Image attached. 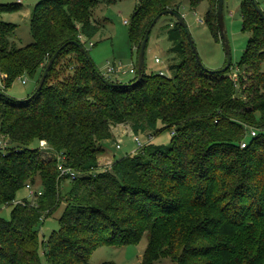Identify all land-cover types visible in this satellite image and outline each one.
<instances>
[{
    "label": "trees",
    "instance_id": "trees-1",
    "mask_svg": "<svg viewBox=\"0 0 264 264\" xmlns=\"http://www.w3.org/2000/svg\"><path fill=\"white\" fill-rule=\"evenodd\" d=\"M112 1L39 0L30 14L33 42L22 46L12 39L16 25L1 18L20 3L0 4V137L6 143L0 149V205L12 204L11 218L0 216V264H41L38 225L60 203L64 209L47 243L48 264H88L98 245L136 244L143 231L153 236L142 264L172 253L176 245L177 264H264V20L250 0L241 1L242 28L250 37L235 79L230 67L213 73L198 65L173 21L165 30L175 57L165 74L144 72L137 83L136 76L123 81L102 74L114 83L107 85L70 41L85 47L99 29L93 9ZM199 1L189 0L192 8ZM207 1L202 21L220 40L217 0ZM168 6L167 0L139 1L129 22L137 52L151 19ZM64 43L41 89L28 98ZM22 76L34 82L32 91L23 99L4 95ZM119 123L149 136L172 129L171 143L166 148L145 143L114 156L111 173L101 165L100 142ZM144 148L168 155L159 161L162 170H148L156 162L143 161ZM54 153L78 172L75 178L58 176ZM216 154L219 160L206 166ZM189 162L197 166L190 174L184 168L170 174ZM60 178L69 180V189ZM27 183L41 193L35 201H16ZM162 188L171 193L161 196Z\"/></svg>",
    "mask_w": 264,
    "mask_h": 264
},
{
    "label": "rangeland",
    "instance_id": "rangeland-1",
    "mask_svg": "<svg viewBox=\"0 0 264 264\" xmlns=\"http://www.w3.org/2000/svg\"><path fill=\"white\" fill-rule=\"evenodd\" d=\"M38 1L39 0H22L20 6L16 10L4 12L1 15V18L4 21L11 22L16 25L12 39L15 41V43H17L18 46L27 45L33 42L29 24L30 14L32 7ZM139 1L140 0H114L109 4L100 3L93 9L92 19L93 22L99 23V29L89 39L93 45L88 44L89 41H87L85 49L87 50L91 62L101 74H105L107 61L117 64L120 63L126 70L130 65L136 64L137 49L135 47L138 45V43L133 45L130 39L129 22L131 20L132 13L137 7ZM241 1L242 0H223V21L231 50L232 64L228 72L231 75H237L241 71L239 61L241 60V56L250 37V32L242 28L243 20L240 12ZM256 1L260 9L264 11V0ZM14 2H16V0H0V4ZM167 4L169 5L167 8L171 7L173 9L175 7V9H177V11L183 15L202 66L208 70L221 68L225 61L222 43L220 40L214 38L208 26L202 21L203 15L210 3L207 0H200L194 8L191 7L189 0H167ZM124 20L128 21V23H124ZM173 21H176L174 17L165 14L162 15L152 27L144 52L145 73H156L162 69L165 71L166 66L174 59L175 54L171 50V42L168 39L165 30L166 26H169V23ZM155 57H158L160 62H155ZM261 70L264 71V62L261 66ZM109 76L110 79H113L116 76L123 81H128L134 77L130 72H112L109 73ZM22 80H24V82H22ZM0 88H2L1 81ZM33 88L34 82L31 79L22 76L16 78L10 84V86L4 90V94L16 99H23L32 91ZM253 128L251 127V129ZM112 133L113 135L110 139H104L100 142L103 149L102 155L100 156L103 159L101 162L102 166L108 163L112 164L114 156H124L126 154L135 152L139 145L145 143L166 148L170 145L173 135L172 129L160 130L153 136L135 134L132 132L128 123H119L112 126ZM134 136L138 137L140 144L133 140ZM0 140H2L1 137ZM35 144L37 143L35 142L32 145ZM117 144H119V147L116 146ZM37 145H39V143ZM39 150H44V147L39 146ZM140 153L143 156L144 162H147L149 159L150 161L155 159L156 163H152V166L148 169H154V171L162 170L159 161L167 158L168 156L155 153V151V154L153 155V152H150L148 148H144V151ZM218 155L219 154H216V156L209 155V159L213 160H206V166L215 164ZM218 160L219 159H217V161ZM164 161H166V159ZM164 168L167 167L165 166ZM181 168H184L187 174H190V172L196 169L197 166L191 162L186 164V167L175 166L173 169H170V174L175 175L178 172H183ZM106 169H108L107 171L111 173L113 172L112 165L107 166ZM60 182H62L64 186L63 188H65V190L69 189L68 179L60 178ZM170 183L171 181H168L165 183V185ZM34 187H39L37 182L35 183ZM165 193H171V191L169 192L163 189V194L160 192L161 196L165 195ZM24 199L35 201L37 198L35 196L31 197L28 190L23 187L17 191L15 200L17 201ZM159 201L168 203V205H172L174 203V200H167L163 199L162 197ZM11 209L12 204L0 205V216L6 220H9L11 218ZM63 209L64 205L63 203H60L51 212V214L44 217L38 225V236L41 240L38 256L41 264H48L46 257L47 243L51 233L54 230H57L60 226L59 216L61 215ZM169 209L174 210L173 207ZM179 210H181V207ZM203 211L204 209L200 213L203 214ZM179 213L180 211L177 212L176 215ZM44 215L45 214H43L41 217ZM172 225H175L174 220H172ZM74 236L79 238L80 233H76ZM152 236L153 234H151L150 231H143L136 244H127L123 246L100 244L92 251L87 263L142 264L145 251L147 249V243L149 238ZM165 242L166 241L163 240L162 243L165 244ZM42 243H44L46 246L43 247ZM80 245L81 243H76V247H79ZM175 251L176 254L177 251H180L179 245H176L172 253L165 251V253L162 254L164 256L158 255L159 258L155 259L154 261L148 260L149 263L147 264H177L176 259H174L177 257V255L174 253Z\"/></svg>",
    "mask_w": 264,
    "mask_h": 264
},
{
    "label": "water",
    "instance_id": "water-1",
    "mask_svg": "<svg viewBox=\"0 0 264 264\" xmlns=\"http://www.w3.org/2000/svg\"><path fill=\"white\" fill-rule=\"evenodd\" d=\"M250 2L252 3L253 7L255 8L256 12L260 15V17L264 20V11L262 9H260L258 3L256 0H250ZM171 15L172 17L175 18V20L177 21V23L182 27L187 41L191 47L192 53L194 55L195 60L197 61L198 65H200L204 70L213 72V73H222L225 72L231 65V50H230V46H229V41L227 38V34H226V28L224 25V21H223V0H217L216 3V16H217V25H218V29H219V36H220V41L222 43L223 46V50H224V54H225V62L224 65L221 68L215 69V70H208L205 69L202 64L200 63V60L198 58L197 52L195 50L194 47V43L192 41V38L190 36L189 30L187 28V24L184 20V17L182 14H180L177 10L172 9V8H164L161 11H159L149 22L145 33L143 35V38L140 41L139 44V49L137 52V58H136V69H137V74L134 80V83H137L140 81V79L143 77V73H144V67H145V61H144V52H145V48H146V44L149 38V34L151 32L152 27L156 24V22L158 21V19L162 16V15ZM72 43H76L80 49V51L84 54L85 58L87 60H90L87 50L85 49V47L78 42L75 41H70ZM67 43L62 44L52 55L51 57L47 60L40 78L38 80L37 85L35 86L34 91L32 92V94L28 97H32L34 96L42 87L44 80L47 76V72L49 70V68L51 67V65L53 64V61L55 59V57L57 56V54L59 53L60 49L63 48ZM96 73L100 76V78L107 84V85H114L113 82L107 80L99 71H96ZM0 93H2L0 91ZM4 94V93H3ZM6 95V94H4ZM117 157V156H116Z\"/></svg>",
    "mask_w": 264,
    "mask_h": 264
},
{
    "label": "built area",
    "instance_id": "built-area-1",
    "mask_svg": "<svg viewBox=\"0 0 264 264\" xmlns=\"http://www.w3.org/2000/svg\"><path fill=\"white\" fill-rule=\"evenodd\" d=\"M16 2L21 4L22 0H16ZM124 23H128V21L124 20ZM78 38L81 41H83L85 39V37L81 33L78 34ZM88 44L93 45L91 42H89ZM154 60H155V62H160V59L158 57H155ZM106 63H107V66H106L105 74H109L112 72H119V73L130 72L133 74L134 77L137 74L136 64L130 65L129 68L126 70L123 68V66L120 63L117 64V63H114L111 61H107ZM158 73L159 74H165L166 70L165 71H163V69L159 70ZM232 76L235 79L236 75H232ZM22 82H24V80H22ZM255 131H256L255 129H251L250 134L254 135ZM133 140L135 142H137L138 144H140L137 136H134ZM240 145L243 147L245 145V140L242 141ZM5 146H6L5 141L0 140V149H4ZM116 146L119 147V144H117ZM47 149H48V147L44 146V150H47ZM54 155H56V157H57L56 168L58 171V176H67L70 179L75 178L76 175L78 174V172L74 168L65 164V157L61 154H56V153H54ZM110 165L111 164L108 163V164H104L102 167L104 169H106V167L110 166ZM25 187L27 188V190L31 196H36V195L41 193L39 190H35L34 187H32V185L29 183H27L25 185Z\"/></svg>",
    "mask_w": 264,
    "mask_h": 264
},
{
    "label": "crops",
    "instance_id": "crops-1",
    "mask_svg": "<svg viewBox=\"0 0 264 264\" xmlns=\"http://www.w3.org/2000/svg\"><path fill=\"white\" fill-rule=\"evenodd\" d=\"M200 21H201V20H200ZM115 78L120 80V78H118V77H116V76H115ZM121 80H122V79H121Z\"/></svg>",
    "mask_w": 264,
    "mask_h": 264
}]
</instances>
